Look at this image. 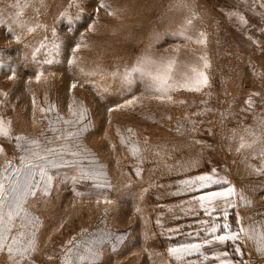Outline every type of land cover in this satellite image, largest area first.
Returning a JSON list of instances; mask_svg holds the SVG:
<instances>
[{"label": "rangeland", "instance_id": "rangeland-1", "mask_svg": "<svg viewBox=\"0 0 264 264\" xmlns=\"http://www.w3.org/2000/svg\"><path fill=\"white\" fill-rule=\"evenodd\" d=\"M142 57L174 61V90H153L135 70ZM193 67L208 79L199 91L181 86ZM70 105L86 110L78 124L63 123ZM0 121L10 129L0 169L19 166L17 136L69 148L34 171L23 207L38 220L24 237L35 232L36 248L22 264H88L89 248L94 264H219L222 252L231 264H264L247 238L182 262L167 251L211 239V225L223 234V212L205 214L193 197L229 185L231 231H264L261 145L237 150L252 138L246 128L264 133V0H0ZM82 127L78 139H57ZM212 169L228 184L181 190ZM245 254L262 257L242 263ZM0 264H11L6 252Z\"/></svg>", "mask_w": 264, "mask_h": 264}, {"label": "snow or ice", "instance_id": "snow-or-ice-1", "mask_svg": "<svg viewBox=\"0 0 264 264\" xmlns=\"http://www.w3.org/2000/svg\"><path fill=\"white\" fill-rule=\"evenodd\" d=\"M104 5H101L103 7ZM186 6V5H185ZM111 14V13H110ZM243 23H247L243 16L240 17ZM191 20L187 23L191 24ZM31 31V29H29ZM203 36V33L201 34ZM190 39V38H189ZM198 43H204L203 40ZM79 45L73 49L77 51ZM51 63V61H48ZM72 63V61H69ZM208 67L207 63L204 65ZM147 68V71L145 70ZM154 69V70H153ZM137 71L144 72L146 75L151 77L153 82V90L157 92H167L174 90L176 85L173 81V70L174 61L164 60L156 61L150 57H142L139 61ZM112 75H115L113 73ZM124 79H128V73H124ZM181 79L185 84H191L189 90L199 91L200 87L208 84V79L202 71L197 68H191V75L186 73L180 74ZM39 80V75L37 76ZM75 87V85H73ZM171 99V97H169ZM134 100H128L124 105L119 107L131 106ZM247 104L251 105L252 101H246ZM69 110L74 119L63 120L65 124H78L84 120L86 110L82 107L76 111L72 110V106H69ZM41 111H45L43 108ZM111 111V109H110ZM62 117H57V120H62ZM10 123V122H9ZM261 126L264 127V122H261ZM86 127L80 128L76 132H67L66 135L57 137V139L68 140L69 138L78 139L83 131H86ZM130 131V130H129ZM252 138L246 141L244 137H241L240 149L255 148L257 145H261L258 149L259 154L264 156V133L257 135L252 129L246 128L244 130ZM10 129L4 126L3 121H0V136L8 137ZM43 135V133H41ZM16 147L20 149L21 155L18 157L20 164L19 166H13L9 161L6 165L0 169V253H7L8 259L11 264H22L30 252L35 251L36 241L35 232L27 233V240L25 242L24 237L26 236V229L29 226H35L38 224V220L30 218V214L23 207L26 199L29 195H35L32 191L33 188V175L36 169H40L43 174V167L45 163H51L54 159L58 158L63 152L69 151L68 145L63 144L60 148H52L47 146H41V142L37 138H26L23 136L15 137ZM51 143V141H49ZM138 149L133 150V154L138 153ZM75 155V153H73ZM257 174H264V167L256 169ZM216 169H212L210 174H202L195 176L191 179H186L180 183L183 185L182 191H199L201 189H208L212 185L228 184L227 180L215 178ZM178 194V193H174ZM237 196V189L229 185L222 187L217 191H206L203 194L193 197L198 203L199 207L204 210L205 214H211L217 210L223 212L225 223L223 224V234H217L219 225H211L204 229L210 236L211 239H204L199 243H184L175 247L168 248L169 256L173 257L177 262H182L185 257L191 256L195 253H200L202 247L213 243L224 244L228 241H235L242 238L251 240L256 245L258 252L264 253V231H258L254 227H241L239 231H231V225L227 223L228 213L224 206L234 207L235 202L231 199ZM240 200L245 201L246 198L241 194ZM109 203H111L109 201ZM250 203V201H248ZM19 219L20 223L17 225L16 221ZM159 223V221H158ZM206 223V222H201ZM71 243V241H69ZM69 251H72L69 249ZM239 251V249H237ZM87 252L92 257L89 259L88 264H94V260L98 257L99 252L97 249L89 248ZM228 253L222 252L215 256L213 259L219 261V264H231V261L226 259ZM223 257V258H222ZM87 257L78 256L79 260H84ZM205 260L208 259L207 255L203 257ZM62 264H73V262L65 256Z\"/></svg>", "mask_w": 264, "mask_h": 264}, {"label": "crops", "instance_id": "crops-1", "mask_svg": "<svg viewBox=\"0 0 264 264\" xmlns=\"http://www.w3.org/2000/svg\"><path fill=\"white\" fill-rule=\"evenodd\" d=\"M242 249H243V254L246 253L244 247H242ZM255 252H258V251H255ZM261 257L262 256H259L258 254H253V255H251L249 257L247 256V254H245V256H243L242 263H246L247 260H257L258 258H261ZM261 261H264V258ZM232 264H238V263L235 262V263H232Z\"/></svg>", "mask_w": 264, "mask_h": 264}]
</instances>
